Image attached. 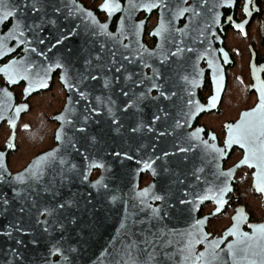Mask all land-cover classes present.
<instances>
[{"label": "water", "instance_id": "1", "mask_svg": "<svg viewBox=\"0 0 264 264\" xmlns=\"http://www.w3.org/2000/svg\"><path fill=\"white\" fill-rule=\"evenodd\" d=\"M235 1L231 0V3H228L226 0L225 2L207 0L209 8H212L213 4H218L214 12L208 13L205 11L204 18L201 21L209 25L206 29L207 39L201 38L193 43L192 36L194 33L190 30L189 34L184 37H181L180 33H173L176 40H183L184 46L192 47L195 51L193 53H183L177 57L169 55L168 60L161 63L162 57L160 53L162 51L163 53L175 51V45L170 43L172 35H169L168 31H162L160 28L162 19L165 22V28L169 27L168 21L172 15L171 12H165L160 7L150 10L137 7L134 10H130L129 0H124L123 4L117 0L120 9L109 14L100 7L104 3L103 0L98 9L107 15V19L104 22H100L95 12L85 8L79 0H49L47 10L51 15L46 18L56 20V23L55 25H44L35 38L32 33L25 34L32 41L31 47L37 49L36 53L29 52L28 56L37 65H49L59 61L65 65V68H54L46 76H43L42 82L47 85L45 88L37 87V83H31V90L28 93L24 92V88L29 86L30 81L18 80L13 85L23 83L22 102L20 103L15 102V95L10 89L13 85L7 84L4 73L0 72V76L5 81V85H0V89L3 90L0 91V124L6 122L10 129L5 148L3 150L0 149V153L4 154L2 163L7 173L15 176L23 172L37 157L55 150L54 158L46 162L45 172L41 180L32 184L31 188L27 190V198L22 200L16 197L12 191L13 184L0 183V195L10 201L9 209L0 212V264H85L81 257L85 251L92 252L90 254L93 259L91 264H129L130 258L128 255H125L124 259H117L110 252L100 254L97 251L83 248L85 233L88 235L97 233V231L94 233L89 231L90 228L98 224V217L95 214V212L98 213L97 207L99 205L113 204L115 201L119 203L121 198L125 197L127 189L129 192L132 191L134 200L150 198V200L141 204L134 203L132 220L133 244H135V247L133 248L130 245L127 252L131 253L134 264H179L178 256H173L172 260H166L164 256L165 252L172 253L178 246L175 242L177 238L167 235L169 230L186 231L194 220H202L203 223L199 226L200 231L206 233L209 237L208 220L219 215L225 208V204L228 201L226 196L233 191L234 177L237 171L243 167L252 169L251 176L256 188L257 182L253 174L257 169L255 166L249 167L250 164L254 165V161L249 160L248 164H240V161L244 158L245 149L239 145L233 144L228 146V149L234 146L240 148L243 151L241 158L228 169L222 170L221 159L226 157V153L223 156L214 154L217 156L214 162L202 163L203 152L201 150L195 149L189 153L177 152L176 147L179 139H169L166 141L168 144L166 147H169L170 155L166 156V163L170 169L159 171L151 168L149 173L152 176V181L147 186L137 189L140 173L144 171L145 167H141V164L138 167L139 164L136 162V158L139 157L142 149L147 144L142 128L149 115L147 111L149 102L147 99L138 100L137 98L140 93L146 92L153 82H156L166 95L172 96L166 100L170 102L168 117L187 119L188 122L184 125L188 127L202 112L211 110V107L200 104L197 99L198 88L204 83L205 71L209 70L210 82L214 86L212 95L216 97V106L225 87L226 76L225 68L218 56H216L217 51L214 48V44L218 41L220 43L217 28L220 27L222 9H233ZM134 2L138 4L148 3L150 0H134ZM177 2L181 3L183 7L192 6L197 8V10L202 9L198 0H173L169 7H174ZM72 3L78 4L85 12H91L95 21L98 24L107 25L106 31L112 33L117 39L109 38L106 35L93 36L89 31L92 26L91 21L79 15L67 17L68 7H71ZM53 4L61 8V13L52 12ZM152 11H157L158 17L155 26L149 32V36L155 38V43L152 47H148L143 41L144 25L146 17ZM140 12L145 14V17L141 20L137 18ZM116 14L119 17L115 29L111 30L110 23ZM27 15L32 17L35 14L29 12ZM5 22L10 23L3 32V24ZM28 22H31V20ZM189 22L190 13H185L178 19L172 20L171 27L184 29ZM13 23L11 20L0 23V36L8 32L13 27ZM70 28L76 29L71 35H69ZM62 33L65 38L60 44H56V40L61 37ZM121 33H123V36H121ZM166 37L167 39H165ZM40 40H43L44 43H39ZM121 43L129 44L130 48H122ZM7 45L12 48V51L7 52L5 50V54L0 55V58L11 56L17 49H20V54L19 57L9 59L0 68L8 64L9 61L19 59L25 55L24 47L17 45L15 40H8ZM101 45H103V48H101ZM136 49L144 52L145 60L151 67L143 68L139 58L133 64H128L121 59L122 55H129L130 50ZM39 53H43V55H39ZM89 53L93 57L96 55L101 57L98 62L93 60L94 64L106 66L114 59L116 67H120L123 64L128 69V72L118 74L115 72V68H112L110 72L107 67H104L103 71L97 69L92 71V75L98 77V82L88 80L85 81L89 85L87 89L81 86L70 91L65 86L61 76L66 73L67 77L75 84V79L78 78L79 74L84 73L83 60ZM112 53H116L115 57H113ZM148 53H156V55L148 58ZM227 57L228 61H230L229 56ZM224 59L227 61L226 57ZM202 62L206 63L204 68L201 67ZM225 65H228V62ZM153 68L159 71V78L144 80L143 83H139V80L143 79L145 75L152 76ZM56 71H59L58 81L65 90V103L59 113L51 116V119L58 124L54 131L55 144L51 148L33 156L22 170L12 173L7 166L6 154L9 149L15 148L16 126L21 114L28 109V105L24 100L33 93L46 90ZM129 73L138 74L133 76V80L138 81L137 84L133 85L124 80V75ZM32 76L35 78L34 73ZM105 76L112 80V85L108 89L103 86V78ZM183 77H187V80L183 79ZM252 79L253 86L256 89V102L252 107L241 110L232 125H235L240 120L241 113L250 111L259 102L258 89L263 84L259 77L252 75ZM79 91H87L88 99L81 100L78 96ZM124 92H128L127 97L123 95ZM172 93H175L177 98L171 95ZM96 97H100V100L97 101ZM69 98H71V106H73L72 112H67L65 109V105L69 104ZM109 98L115 103H108ZM189 99L193 101L192 105H188ZM129 100L132 101V105L124 109V105ZM154 102L156 104L162 102V97L158 95V92L157 99ZM89 105L98 109V115L94 114L89 120L86 133H80L76 129L84 126L80 117ZM21 106L26 107L18 110ZM109 107L112 108L111 116L108 114ZM61 114H64L66 120H70L71 123H64L55 119L56 116ZM185 114L187 115L185 116ZM113 119H116L117 124L113 125L111 123ZM9 120H13L14 124L10 125ZM137 124L141 125L140 129L135 132L132 131ZM58 131L61 133V140L56 139ZM69 140L76 144L75 149L70 147L68 144ZM179 146L184 147V143L181 142ZM62 158L66 161L65 166H61L59 163ZM211 159L212 157L209 156L208 160L211 161ZM68 163L75 165L71 172L64 171ZM93 164L103 165V167H92ZM217 165L219 171L229 172L231 170V178L227 180L230 191L225 192L223 195L219 193L213 195L212 192L207 191L211 185L219 183L213 177V173L217 171ZM201 167L204 168V171L197 173L201 179L196 180L195 175L192 174L193 170ZM95 168L100 170V175L96 179L90 180L89 175ZM127 174L128 176L126 177ZM65 175L68 177L67 179H63ZM85 176L87 177L86 179ZM98 181L101 182L99 185H97ZM94 185L96 186L94 187ZM16 186L22 187L21 185ZM45 188H49L51 192L45 191ZM185 193H189V195H185ZM262 194L264 195V193ZM24 195V192H21V197H24ZM157 195L164 197V200L153 199ZM198 195L206 196L207 198L202 201L196 200L195 203L187 205L179 203L180 200L192 201ZM112 196H116L117 199L112 201L110 199ZM220 200H223L224 203L220 204ZM157 201L158 204L153 206L152 204ZM206 202H212L214 208L209 214L198 217L200 207ZM61 204L64 205L62 208L57 207V205ZM147 205L162 208L163 211L168 212V215L164 216L163 211H161L162 219L159 221L150 218L151 209ZM167 205L172 207L169 208ZM21 207L26 210L20 212L19 209ZM136 207H139V209ZM145 207L148 209L146 210ZM218 207L220 210L216 211ZM43 208H48L51 214L47 216L41 215L40 211ZM89 208H91L93 216L89 215ZM190 209H194V211H190ZM237 215L243 217L238 223L239 231L246 232L249 236H252L253 228H250V231L242 230V226L248 220V214L244 212L243 206H238L234 209V213L230 218L231 224L218 237L214 236L212 238L220 242V247L237 240V237L228 231L234 223H237L233 219ZM37 218L46 221V223L37 224ZM257 224H264V221H256V223L251 225ZM15 225H18L22 231L17 232ZM45 227L48 229L46 232L44 231ZM9 229H11V236L3 235ZM161 230L166 234L159 236L158 241H154L155 247L147 246L143 243L146 238L152 240L153 234H158ZM229 235H232L233 238L224 242ZM169 239H172L173 243L161 248L160 245ZM17 240L20 241L19 244L16 243ZM33 240L36 243H32ZM195 249L197 252L204 251L205 245L197 244ZM149 254H154L153 259L149 260ZM54 255L56 258H53ZM91 258L89 259V264ZM225 259H227L226 256ZM229 264H231V261H229Z\"/></svg>", "mask_w": 264, "mask_h": 264}, {"label": "snow or ice", "instance_id": "2", "mask_svg": "<svg viewBox=\"0 0 264 264\" xmlns=\"http://www.w3.org/2000/svg\"><path fill=\"white\" fill-rule=\"evenodd\" d=\"M221 2H225V0H221ZM226 2L231 3V0H226ZM173 3V0H150L148 3H136L134 0H129L130 10H134L137 7H143L145 9H152L156 7H160L165 10V12H171L172 15L168 21V28H165V22L162 19L160 28L162 31H168L169 35H172V40L170 43L175 45V51H169L167 53H160L161 55V63H164L168 60V56L177 57L182 55L183 53H193L195 51L192 47L184 46L183 40H176L173 33H180L181 37L187 36L189 34V30L194 33L192 36V42L195 43L198 39H207L206 29L208 28L207 23H202V19L204 18L205 11L208 13L214 12V9L218 7V4H213L212 8H209L207 5V0H198L200 6H202L201 10H197L192 6L183 7L181 3L177 2L174 7H169L170 4ZM49 4V0H0V23L4 21H13V27L6 32L3 36H0V55L5 54V50L7 52H11L12 48H9L7 45L8 40H15L17 45H22L24 47L25 55L21 56L19 59H14L9 61L8 64L4 65L0 68V72L4 73L7 84L13 85L18 80H27L30 81L29 86L24 88V92L28 93L31 90V83H37V87L45 88L46 84L42 82V77L46 76L48 72L52 69H64L65 65L62 62H55L49 65H37L34 61H32L28 53H36L37 49L35 47H31L32 41H30L26 33H32L35 38L39 31L42 30L43 26L46 24L55 25L56 20L46 18L50 17V13L47 10ZM67 7V5H65ZM102 9L107 11L109 14L113 13L120 9L119 3L117 0H104V3L100 5ZM245 11L247 12V4L245 5ZM35 14L32 17H29L27 13ZM53 13H61V8L56 7L54 4L52 5ZM185 13H190V22L185 26L184 29H176L171 27V21L178 19L180 16H183ZM81 16L84 19L91 21V27L89 31L93 36L106 35L109 38L117 39L112 33L106 31L107 25L98 24L92 16L91 12H85L83 8H81L78 4L72 3L71 7H68L67 17L70 16ZM66 17V19H67ZM214 18V17H213ZM31 20V22H28ZM239 27V26H237ZM99 29V31H97ZM76 29L70 28L69 35L74 33ZM123 36V33H121ZM65 37L63 33L60 38L56 40V44H60ZM167 39V37L165 38ZM39 43L43 44L44 41L40 40ZM55 47V45H53ZM121 47L124 49H129V44L121 43ZM103 48V45H101ZM39 55H43V53H39ZM113 57H115L116 53H112ZM156 53H148V58H151ZM137 58H139L140 64L143 68L151 67L145 60V54L142 50H130L129 55H122L121 59L126 61L128 64H133L136 62ZM101 57L99 55L92 56L91 53L88 54L87 57L84 58V73L79 74L78 78L75 79V84L67 77L66 73L62 74L61 79L65 82V86L71 91L74 88H79L83 86L85 89L89 87L85 81H97L98 77L96 75H92V71L99 69L100 71L104 70V67H107L109 72L112 68H115V72L127 73L128 69L121 64L120 67H116V61L113 59L108 65H99L94 64L93 60L100 61ZM35 74V78H33L32 74ZM86 73V74H85ZM138 75L137 73H129L124 75V80L126 82H130L133 85L137 84V80H133V76ZM160 73L157 69H152V76L145 75L143 79L139 80V83H143L144 80H153L154 78L158 79ZM183 79L187 80V77H183ZM104 83L103 86L105 89H108L112 85V80L107 76L103 78ZM152 89H156L158 95L163 97L165 100L169 99L168 96L165 95V92L161 90V86L156 82L151 84V87L146 90V92L140 93L138 100L147 99L148 95L152 92ZM0 91H3L0 89ZM259 91V102L256 104L254 108L250 111H245L240 114V120L235 124H226L224 127L228 131L227 139L224 141L226 146H231L233 144L239 145L241 148L245 149L244 158L240 161V164H248L249 160L254 161V165L250 164L249 167L255 166L257 171L253 174L256 178V190L258 192L264 193V85H261L258 89ZM7 94V93H6ZM124 96H128V92L123 93ZM175 95V93H172ZM78 96L81 100L88 99L87 91H79ZM97 101L100 100V97H96ZM152 100H156L157 97H151ZM216 99L215 96L211 97L210 103L214 102ZM108 103H115L111 101L109 98ZM188 105H192L193 101L191 99L188 100ZM132 105V101L129 100L128 103L124 105V109L129 108ZM26 106H21V110ZM65 109L67 112L73 111V106H71V98H69V104L65 105ZM94 114L98 115V109L89 107L85 108L84 113L81 115L80 119L83 122V127L76 129V131L80 133H86V128L89 120L92 118ZM108 114L112 115V108H108ZM168 113L163 109H158L157 114H153L151 123L155 125L158 121L162 119L166 120L168 118ZM187 114H185L186 116ZM57 120H61L64 123H71L70 120H66L64 114L58 115L55 117ZM10 125L14 124L13 120L8 121ZM188 120L184 119L181 121L177 119L173 125H171L173 131L176 128H181L184 124H187ZM113 125L117 124L116 119L111 121ZM27 128V125L24 126ZM141 125L137 124L136 128L132 129V131H138ZM144 128L147 129L148 132H154L155 129L148 124L143 125ZM118 130V129H116ZM202 130L197 128L194 132H190L185 137L179 138L177 142L176 151L180 153H189L193 152V150L198 149L202 146L203 148V162H214L217 159V156L212 155L213 153L219 154V156L224 155V150L222 148H217L212 144H209L208 141L200 140L198 137V133ZM158 136L164 137L165 135H172V132H169L167 129L164 131H160L157 133ZM211 135V134H210ZM56 139L61 140V133L58 131L56 134ZM94 139V138H93ZM214 140L215 137L213 136ZM195 141V142H194ZM186 143L187 146L180 147L179 143ZM68 144L71 148L75 149L76 144L71 140L68 141ZM11 147V145H9ZM3 153H0V183L13 184L12 191L15 196L20 199L27 198V190L31 188V185L39 182L41 177L44 175L46 162L54 158L55 150L53 152H48L43 156L37 157L35 161L26 167L23 172L16 174L15 176H11L7 173V170L3 167L2 158ZM165 156L170 155V153L165 152ZM211 156V161L208 160V157ZM61 166L66 165V161L62 158L59 161ZM92 167H103V165L93 164ZM146 168H151V164L149 162L145 163ZM239 167V165H237ZM75 168V165L70 163L67 164V167L64 169L66 172H71ZM204 168H194L193 175H195L196 180H200V175L197 173H202ZM229 172H222L218 170L213 173V177L216 181H219L218 184L211 185L207 191L212 192L213 195L219 193L223 195L225 192L230 191L227 180L230 179ZM68 177L65 175L63 179H67ZM87 177L85 176V179ZM223 178V179H222ZM101 182L98 181L97 185ZM182 183V181H181ZM16 185H21L22 187H18ZM96 185H94L95 187ZM106 187V186H104ZM45 191H50L49 188H45ZM21 192H24V197H21ZM55 194V193H51ZM185 195H189V193H185ZM206 196H196L192 201L180 200L179 203L182 205H187L191 203H195L196 200H204ZM112 201L117 199L116 196L110 197ZM153 199L158 201H163L164 197L162 196H154ZM220 204H223L224 201L220 200ZM34 206V205H33ZM64 205H57V207L62 208ZM10 207V201L5 198L3 195H0V212L7 211ZM151 209L150 218H154L156 220L162 219L160 213L163 211L162 208L159 207H151V205H147ZM167 207H172L171 205H167ZM26 209L21 207L19 209L20 212H24ZM219 207L216 211H219ZM190 211H194V209H190ZM41 215H50V210L48 208H43L40 211ZM163 215L167 216L168 212L163 211ZM237 223H234L232 228L229 229V233L237 237V240L232 243H227L224 247H220V242L216 239H209L208 235L204 232L200 231L199 226L203 223L202 220H194L192 224L189 225V229L186 231H176L169 230L167 235L172 236L176 239V244L178 245L172 253L165 252L164 256L166 260H172L173 256L179 257V264H264V224L257 225H249L250 228H253L252 236H249L246 232H240L238 228V223L243 219L242 216L237 215L233 217ZM37 224H45L46 221H42L39 218L36 220ZM15 230L17 232L22 231V229L15 225ZM123 227V223L121 225ZM47 227L44 228L46 232ZM166 233L164 231H159L158 234H153V239H145L143 242L147 246L155 247L156 244L154 241H158L159 236H164ZM3 235L11 236V229L4 232ZM17 244L20 243L19 240L16 241ZM32 243H36L35 240ZM173 243L172 239L166 240L164 244H161L160 247L164 248L168 244ZM204 244V251L197 252L195 249V245ZM131 247H135L133 244ZM15 251V250H13ZM59 251V249H57ZM129 256L130 262L129 264H134L133 258L131 257V253H126ZM154 254H149V260L153 259ZM225 256L227 259H225Z\"/></svg>", "mask_w": 264, "mask_h": 264}, {"label": "flooded vegetation", "instance_id": "3", "mask_svg": "<svg viewBox=\"0 0 264 264\" xmlns=\"http://www.w3.org/2000/svg\"><path fill=\"white\" fill-rule=\"evenodd\" d=\"M102 1L103 0H99V2L95 5V7L92 6L90 7L87 6L84 2L82 1L80 2L85 6V8L93 10L97 15L98 19L100 20V22H104L107 19V15L98 9V6L102 3ZM119 1L122 4L124 3V0H119ZM246 4H247V12L245 11ZM260 12H261V3L259 2V0H236L233 9L223 8L220 27L217 28V33L220 37V43L218 41L214 44V48L217 51L216 56H218V59H220L222 65L225 68L226 84H227V79H228L227 76L229 69L234 66L235 58L236 57L240 58V67H241L239 72L240 77L241 76L243 77L248 94L253 95L255 98L253 104L244 109L252 107L256 102V89L253 86L252 75H254L255 77H259L260 80L262 81V84L264 85V27L260 29V26H257V28L253 33L250 32V26L254 22L257 23V16L258 14H260ZM118 17H119L118 14L113 16V19L110 23L111 30L115 29ZM144 17L145 14L143 12H140L137 16V18L140 20ZM157 17H158L157 11H152L146 17V21L144 25L143 41L148 45V47H152L155 43V38L150 37L149 32L155 26L157 22ZM4 24H3V32L7 29L4 28ZM231 30L234 31L236 34H239L242 40V44L237 48L235 46H230V44L228 43L227 35ZM240 51H242V56H236L240 53ZM19 54H20V49H17L16 52L13 53L11 56L0 58V66L13 57H19ZM227 56H229L230 61H228ZM225 57L227 61L224 59ZM226 62H228V65H225ZM205 66L206 63L202 62L201 67L204 68ZM58 74L59 71H56L52 79L50 80L49 86L46 90H40L39 92L33 93L27 99L24 100V102H26L27 105H29V99L32 96H36L40 94V92L44 93V91L46 92L47 90L51 89L53 87V83L56 80L59 86V91L62 92V101H61L60 109L55 113L51 114L49 116L50 119L51 116L61 111L65 103V90L58 81ZM226 84L217 105L215 106L216 99L214 102L210 103L209 101L211 97L214 96L212 95L214 86H212L210 82L209 70H206L204 76V83L201 87L198 88L197 91V99L200 104L208 105L209 107H211V110L207 112H202L198 117H196L193 120V122L188 127H185V125H183L181 128H176L174 131L171 125H173L175 121L180 118L168 117L166 120L162 119L161 121H158L155 125L151 123L152 116L153 114H157L158 109L163 108L167 113L170 111V106H169L170 102H167L165 99L163 102V97H162V102L160 104H156L154 100L151 99V97H157L156 89H152V92L147 97V101L149 102L147 111L149 115L146 119L145 124H148L149 126L153 127L155 131L148 132L146 128L144 127L142 128L144 137L147 139V144L145 145L144 149H142L139 157L136 158V162L139 164L138 167L140 166V164L142 165L141 167H145V163L149 162L151 164V168L153 169L159 171L169 170L170 167L167 165L166 163L167 158L164 155L165 152L169 153L170 151L169 147H166V145H168L166 141L169 139L178 140L181 137L187 136L188 133L194 132L197 128L202 130L197 134L200 140L208 141L209 144H212L217 148H222L224 150V153L227 154L226 157H222L221 159L222 170L228 169L237 160H239L243 154V151L236 146L232 147L231 149H228V146L224 144V141L226 140L228 134V131L224 126L226 124H232L234 121H236L238 117L237 115L234 118H230L229 100L226 94ZM0 85H5V81L2 78V76H0ZM17 87L19 88L21 87V89L17 90ZM10 89L13 91L15 95V102L16 103L22 102L23 83L13 85ZM166 96H168L169 98L172 97L169 95ZM173 96L177 98L176 94ZM51 120L56 123V128H57L58 126L57 122L54 121L53 119ZM180 120L183 121L182 119ZM19 121L17 123V126L19 124ZM3 127L6 128L8 133L5 134V136H3V132L0 131V149L2 150L5 148L7 138L10 135V129L6 122H2L0 124V130ZM165 129H167L169 132H172V135H165L164 137H160L157 135L158 132L164 131ZM213 136L215 137L214 140L212 139ZM185 146H187L186 143H184V147ZM198 149L203 152L202 146ZM11 152L12 149H9V151L6 154V158ZM214 154L216 153H213L212 155ZM25 165L17 167L16 169L15 168L11 169L8 167V169L12 173H16L22 170L25 167ZM151 168L145 167L144 171L140 173L137 189H141L147 186L152 181V176L149 173V170ZM240 172H241V178L244 181H247L248 184H250L253 194L257 196L260 199V201L264 204V195L261 192H258L255 188V185L253 184V178L251 176L252 169L243 167L237 171L234 177L235 182L233 183V189H234V185L237 186L240 184L239 182L236 185V176H238L239 175L238 173ZM99 175H100V170L98 168H95L91 171L89 175V179L94 180ZM127 176L128 174L126 175V177ZM226 199H228V201L225 204V208L217 216L222 215L233 204V213L236 207L243 206L244 212L248 214V220L242 226V230L250 231L249 225H251L252 223H256V221L259 222L264 221V214L262 218H260L259 220L253 219L254 217L251 216V214L247 211L246 206L235 198L234 190L231 193L227 194ZM147 200H150V198H139L137 200H134L132 191L129 192L127 189L125 197H122L119 203L115 201L113 202L114 205L113 204L99 205L97 207L98 213L95 212V214H97L98 217V224L97 226L94 225L89 230L90 232L93 233L97 231V233L94 235H88L85 233L83 248L87 250L97 251L100 254L110 252L112 256L116 257L117 259H124V256L129 250V246L133 245L132 218H133L134 203L136 202L141 204L146 202ZM157 204L158 201L153 203L152 205L156 206ZM208 207L209 209H207ZM136 208L139 209V207ZM213 208H214V204L212 202L204 203L200 207V210L198 212V217L209 214ZM145 209L147 210L148 208L145 207ZM90 214H91V208H89V215ZM91 216L93 215L91 214ZM217 216L208 220V224H207L208 232L210 233L208 237L209 239L214 238V236L218 237L220 233L231 224V220H230L229 223L221 231L213 233L209 225L214 218H217ZM122 223H123V227H121ZM232 238L233 236L229 235V237L226 238L224 242H227ZM91 253L92 252H87V251L82 253L81 257L85 264H89ZM53 258H56V256L54 255ZM92 260L93 259L91 258L90 264Z\"/></svg>", "mask_w": 264, "mask_h": 264}, {"label": "rangeland", "instance_id": "4", "mask_svg": "<svg viewBox=\"0 0 264 264\" xmlns=\"http://www.w3.org/2000/svg\"><path fill=\"white\" fill-rule=\"evenodd\" d=\"M81 1L90 7H95V5L99 2V0ZM261 7L263 8L262 18H264V0H261ZM256 28L257 23H252L250 26V32L253 33ZM227 40L230 46H235L236 48L242 44V40L239 34H236L232 30L229 31L227 35ZM236 56H242V51H240V53ZM240 68V58L236 57L235 65L228 71V79L226 84V94L229 100V115L233 118L238 115L241 109L251 106L255 100L254 96L248 94L247 92L243 77H240ZM20 89L21 87H17V90ZM61 101L62 92L59 91V86L55 80V82L53 83V87L50 90H47L45 94L32 96L29 99L31 110L25 115V117L22 118L23 120L21 124H26L28 119L29 122H32L33 124H35L36 122H41L37 119L39 118V115L37 114L38 110H40L42 114L46 115L47 117L60 109ZM40 117L42 118V116ZM43 122L44 125L38 131V134L35 131L33 134L30 135H27V133L19 132L16 141L17 149L13 154H11V160L15 161V165H13L15 167L13 168L16 169L17 167L25 165L29 161V159L36 153V151L42 148L43 150L48 149V147L50 148V146L53 144L54 140L50 141L49 139H47V132L48 129L53 128L55 125L49 124V122L46 121ZM0 131L3 132V136L8 133L6 128L4 127L1 128ZM37 135L40 141L34 143L30 142L35 140V138L37 139ZM45 135L47 136V138ZM237 190H239V188ZM240 191V194L238 191L234 193L235 198L236 196H239V199H241V201L239 202L243 203V205L246 206L247 211L251 214V216L254 217L253 219L259 220L260 218H262L264 214V204L260 201L257 196L253 194L250 184H248L247 181L243 182V188H241ZM207 209H209V207ZM232 213L233 204L228 208L226 212H224L220 216H217V218H214L211 221L209 227L211 228L213 233L221 231L229 223L230 216Z\"/></svg>", "mask_w": 264, "mask_h": 264}, {"label": "trees", "instance_id": "5", "mask_svg": "<svg viewBox=\"0 0 264 264\" xmlns=\"http://www.w3.org/2000/svg\"><path fill=\"white\" fill-rule=\"evenodd\" d=\"M81 1V0H80ZM259 2L261 3V0H259ZM262 14H263V8L261 7V12H260V14H258V16H257V20L259 21H257V26H260V29L261 28H263L264 27V18H262ZM9 23L10 22H5V24H4V28H7L8 27V25H9ZM235 63H236V58H235ZM235 63H234V65H235ZM228 77V76H227ZM50 90V89H49ZM47 92V91H46ZM45 91H44V93L42 92H40V94H38V95H43V94H45L46 93ZM38 95H36V96H38ZM31 110V108H30V102H29V105H28V109H27V111L26 112H24L23 114H21V118H20V121H19V124H18V126H17V128H16V130H15V149H12V152L7 156V158H6V161H7V166L9 167V168H13V167H15V166H13V165H15V161H12L11 160V154H13L15 151H16V149H17V136H18V134H19V132H22V133H27V135H30V134H33L34 133V131L35 132H37V134H38V131L41 129V127L44 125V122L43 121H46V122H49V124H54L55 126H56V123L55 122H53L50 118H49V116H47L46 117V115H44V114H42V112L40 111V110H38V112H37V114L39 115V118H37V117H34V118H37L39 121H41V122H39V123H35V124H33L32 122L30 123L29 122V119L27 120V123L26 124H21V122H22V118L23 117H25V115L29 112ZM242 110V109H241ZM55 113V112H54ZM40 116H42V118L40 117ZM45 116V117H44ZM230 118H233V117H231L230 116ZM42 119H43V121H42ZM37 120V121H38ZM25 125H27V128H25L24 126ZM55 126L53 127V128H50V129H48V132H47V134H48V138H47V134L45 135L46 136V138L47 139H49L50 141H52L53 140V134H54V128H55ZM40 141V139L38 138V135H37V139L35 138V140H33V141H30V142H39ZM53 144H54V141H53ZM52 144V145H53ZM51 145V146H52ZM50 146V147H51ZM49 148V147H48ZM14 150V151H13ZM45 150V149H44ZM41 151H43V148L42 149H40V150H38V151H36V153L35 154H38L39 152H41ZM34 154V155H35ZM33 155V156H34ZM14 169V168H13ZM239 175L238 176H236V185L240 182V184L239 185H237V186H235L234 185V193L236 192V191H238L239 192V194H240V189L241 188H243V182H244V180L241 178V172L240 173H238ZM239 188V190H237ZM236 199L238 200V201H241V199H239V196H236Z\"/></svg>", "mask_w": 264, "mask_h": 264}]
</instances>
